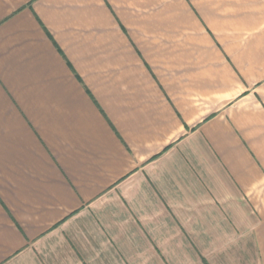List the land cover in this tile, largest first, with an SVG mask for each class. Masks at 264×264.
I'll list each match as a JSON object with an SVG mask.
<instances>
[{"label":"crops","instance_id":"obj_1","mask_svg":"<svg viewBox=\"0 0 264 264\" xmlns=\"http://www.w3.org/2000/svg\"><path fill=\"white\" fill-rule=\"evenodd\" d=\"M0 264H264V0H0Z\"/></svg>","mask_w":264,"mask_h":264}]
</instances>
